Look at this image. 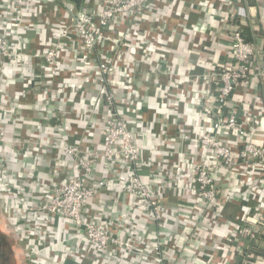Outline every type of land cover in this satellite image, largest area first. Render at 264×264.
<instances>
[{
	"label": "crops",
	"instance_id": "obj_1",
	"mask_svg": "<svg viewBox=\"0 0 264 264\" xmlns=\"http://www.w3.org/2000/svg\"><path fill=\"white\" fill-rule=\"evenodd\" d=\"M101 3L81 0L78 8L88 4L99 7ZM148 5L135 15L125 16L117 29L127 52L117 60V70L110 78L117 88L118 111L142 149L136 173L160 199L165 222L148 220L135 197L108 179L101 157L94 160L85 184L102 181L103 186L84 216L107 227L113 224L125 231L135 230L138 238L148 243L156 237L170 241L166 256L169 264H214L220 258L230 260L228 264H241L250 238L239 239L242 254L236 251L229 255L221 247L226 230L246 225L244 205L264 209L258 176L240 175L244 182L237 185L235 174L227 167H215L219 194L214 213L221 214L206 239L195 228L206 221L193 217L194 199L188 192H181L178 185L192 184V162L203 158L204 149L197 138L210 129V109L215 105L209 78L226 59L232 18L244 23L250 41L263 55L259 57L258 53L254 64L264 62V0H150ZM69 6L77 9L73 0H24L20 9L0 0V33L10 51L0 68V123L8 140L0 144V236L6 235L9 244L14 238L10 251L15 257L20 256L15 253L18 241H28L32 256H43L40 264H49L44 259L59 264H135L129 256L121 263L113 253L105 263L82 237L73 235V225L43 210L56 185L81 173L75 159L63 152L65 145L77 144L98 153L102 150V123L99 119L98 124L91 122L93 117L87 114L85 103L86 92L95 94L92 89L97 87L94 82L77 80L88 67L85 57L70 62L72 52L68 51L51 71L34 56L39 57L48 43L58 41L60 30L68 24ZM18 17L21 27L17 31L10 23ZM64 43L79 53L80 42L74 33ZM263 99L264 82L250 76L235 89L231 106L250 131L251 140L264 148ZM102 103L99 100L97 108ZM221 132L227 133L224 129ZM223 141L237 147L236 137L230 132ZM228 187L234 201L227 202ZM246 196L247 202L240 199ZM239 222H243L242 227ZM259 244L264 247V243ZM21 256L27 264L25 255ZM33 263L39 264L37 260Z\"/></svg>",
	"mask_w": 264,
	"mask_h": 264
},
{
	"label": "built area",
	"instance_id": "obj_2",
	"mask_svg": "<svg viewBox=\"0 0 264 264\" xmlns=\"http://www.w3.org/2000/svg\"><path fill=\"white\" fill-rule=\"evenodd\" d=\"M6 1L18 9L24 6V0ZM149 1L102 0L99 7L88 4L75 9L69 6L66 10L69 17L68 24L60 30L58 41L48 43L39 57L34 55L41 60L43 66L45 65L51 71H54L56 65L65 59L68 51L72 52L68 58L70 62H75L80 56H84V64L88 67L85 70V75L78 77L77 80L96 82L99 85L95 94L86 92L88 99L85 103L87 104V114L93 117L91 122L98 124L97 119H99L102 123V150L98 153L92 149H83L77 144L65 145L63 152L75 159L81 173L77 178H70L56 185L43 210L47 214L73 225V235L82 237L85 242L92 246L96 254L105 260V263L108 262L111 253H113L121 263L124 257L129 256L135 264H169L166 256L171 248L170 241L156 237L153 242L148 243V241H142L138 238L135 230L125 231V229L122 230L121 227L118 228L113 224H111L113 226L109 224L107 227L103 222L86 219L84 216L96 195V191L100 186H103L102 181L92 186L85 184L94 169V160L101 157L107 167L105 172L109 176L108 179L116 185H122L126 192L135 197L140 208L147 213L148 220L158 224L165 222L166 214L160 199L154 196L148 185L136 173L140 165L142 149L128 129L127 121L118 111L119 109L115 104L117 88L112 84L110 78L117 70V60L122 57L123 53L127 52V45L124 44L125 47H123L122 38L118 39L120 32L117 29L125 21V16H132L137 14L135 12L149 8ZM242 14L241 11L238 16ZM232 19L233 28L228 32L226 59L219 70L212 73L211 78H209L213 84L215 105L211 106L210 109L212 121L210 129L203 131L197 138L199 146L204 149L203 158L192 162V184L181 187L178 185L181 192H188L194 199L195 212L193 217L202 218L206 221V224L200 223L195 226L204 239L212 231L221 214V212L219 214L214 213L215 199L219 194L214 177L215 167L219 164L227 167L235 174L237 185L242 181L238 178L240 175H245L247 178L257 175L258 180H261L258 184V190L264 191V148L251 140L250 131L244 127L231 106L235 89L250 76L264 82V62L254 64L255 58L261 51L247 39L248 34L244 23L238 21L236 17ZM10 25L18 31L21 27L19 17ZM70 33H74L79 38V53L78 49L72 51L64 46V39ZM106 52L110 56L106 57ZM9 56V44L0 33V68L4 66ZM258 56L263 57L261 53ZM99 100L103 102L101 108L96 106ZM87 127L92 128L90 124ZM223 129L236 137L237 147L232 148L223 141V138L227 136V133L221 132ZM6 142H8L6 130L0 123V144ZM225 180L228 183L230 177L227 176ZM248 183L250 184V181ZM172 188L171 185L170 189ZM242 189L244 188L241 187ZM226 197L229 198L227 202L235 200L231 188ZM240 199L247 202L249 197H240ZM186 206L190 208L192 213L191 207ZM243 208L247 209L244 211L243 217V222H246V225L243 229L240 228L242 232L239 231L240 229L226 230L227 233L224 237L226 240H224L221 249H226L229 255L236 251L240 254L243 253L238 245L239 239L242 237H251L257 230L264 232V209L253 208L249 205H244ZM243 222H239L240 227H242ZM27 227L30 231L33 230V227ZM186 228L187 226L182 230L184 231ZM252 257L254 260L251 262L243 258L241 264L264 263V259ZM229 261L227 258L223 260L220 258L214 264H228Z\"/></svg>",
	"mask_w": 264,
	"mask_h": 264
},
{
	"label": "rangeland",
	"instance_id": "obj_3",
	"mask_svg": "<svg viewBox=\"0 0 264 264\" xmlns=\"http://www.w3.org/2000/svg\"><path fill=\"white\" fill-rule=\"evenodd\" d=\"M113 82H115V81H113ZM112 82V84H114ZM94 85L98 88L99 87V85L96 83V82H94ZM92 88L90 87L89 88V90H91ZM92 90H94L95 92H97V90L96 89H92ZM89 93V92H88ZM115 104H116V98H115ZM68 180V179H67ZM66 180V181H67ZM12 228V227H11ZM13 228L15 229V226L13 225ZM19 229H20V226L18 227ZM17 228V229H18ZM17 235V234H16ZM30 237V236H29ZM19 238V237H18ZM15 240H14V238L13 237H11V239H10V244L12 243L13 244V242H14ZM19 242V244H18V247L16 248V252L15 253H20V256L18 257H16V262H17V264H20V263H22V256H21V253L23 254V256H24V258H26V262H27V264H34L33 262H35L36 260H37V262L40 264V262H42L43 263V256L42 255H35V256H32V254H33V252H31V251H29V247L27 246L28 245V241L26 242V243H24V241H22V242H20V241H18ZM30 245H31V243H30ZM71 243H68V246L71 248ZM16 255V254H15ZM27 255H29L30 257H28ZM35 260V261H34ZM44 260H46L47 262H49V264H59V262H56V261H53V259L51 260H47V259H44ZM25 262V261H24ZM50 262H53V263H50ZM26 264V263H25Z\"/></svg>",
	"mask_w": 264,
	"mask_h": 264
},
{
	"label": "trees",
	"instance_id": "obj_4",
	"mask_svg": "<svg viewBox=\"0 0 264 264\" xmlns=\"http://www.w3.org/2000/svg\"><path fill=\"white\" fill-rule=\"evenodd\" d=\"M247 39L250 40L249 37ZM248 238H250L249 239L250 244H249V249L246 254V260L248 262L253 261L254 258L252 256H256V257H260L264 259V247L259 244L261 242L262 244L264 243V232L262 230H257L253 233L251 237H248Z\"/></svg>",
	"mask_w": 264,
	"mask_h": 264
},
{
	"label": "flooded vegetation",
	"instance_id": "obj_5",
	"mask_svg": "<svg viewBox=\"0 0 264 264\" xmlns=\"http://www.w3.org/2000/svg\"><path fill=\"white\" fill-rule=\"evenodd\" d=\"M6 240V235L0 236V264H17L15 254L10 251L11 245ZM20 264L25 263L22 261Z\"/></svg>",
	"mask_w": 264,
	"mask_h": 264
},
{
	"label": "water",
	"instance_id": "obj_6",
	"mask_svg": "<svg viewBox=\"0 0 264 264\" xmlns=\"http://www.w3.org/2000/svg\"><path fill=\"white\" fill-rule=\"evenodd\" d=\"M73 1L76 3L77 9H79L78 7H79V3H80L81 0H73Z\"/></svg>",
	"mask_w": 264,
	"mask_h": 264
}]
</instances>
